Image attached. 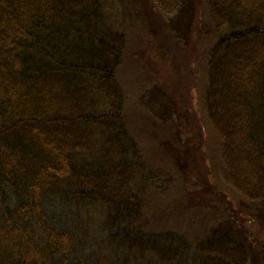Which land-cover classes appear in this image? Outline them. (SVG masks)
Wrapping results in <instances>:
<instances>
[{
    "label": "trees",
    "instance_id": "obj_1",
    "mask_svg": "<svg viewBox=\"0 0 264 264\" xmlns=\"http://www.w3.org/2000/svg\"><path fill=\"white\" fill-rule=\"evenodd\" d=\"M105 1L0 0V264H264V239L245 226L264 220V0H119L132 33L151 5L208 51L205 95L191 68L170 91L179 122L165 117L167 163L150 175L117 75L130 32ZM207 119L219 163L203 153ZM147 209L169 226L205 215L187 227L207 235L156 234Z\"/></svg>",
    "mask_w": 264,
    "mask_h": 264
},
{
    "label": "rangeland",
    "instance_id": "obj_2",
    "mask_svg": "<svg viewBox=\"0 0 264 264\" xmlns=\"http://www.w3.org/2000/svg\"><path fill=\"white\" fill-rule=\"evenodd\" d=\"M105 3L107 4V13L112 16L110 17L111 22L113 24H118L122 30L130 32V40L127 41V47L124 51L121 68L118 69L117 75L119 76V81L125 90L127 100L125 105L126 122L128 128L132 131L133 136L138 140L141 146V155L144 157L145 168H149L146 170L148 171V175H150L151 170L157 168V161L161 165L167 163V156L163 153V148L160 145V140L158 138L160 137L163 142L166 140L164 136L167 134L166 127L169 124L164 122L165 117L170 118L173 123L179 122L176 115L177 99L175 100L174 96L170 95V91L174 86L178 85L180 81L188 82L191 80V78H188L192 76L193 72L197 77L199 87L203 89L202 93L205 95L204 89L207 80L205 78L208 51L206 48L202 49L196 44L199 35L196 36L194 34L195 28L193 26L191 27L189 24L186 26V30L191 31L193 37L188 36L185 28H183L182 33H179V30L173 24V17H165L161 19V14L155 11L154 7L151 5H149L150 14L148 13V17L151 14L152 16L146 27L147 29L141 27L139 30L137 27H134L132 33L130 31L129 21L124 19L127 18L126 15L124 14L123 16V13L119 11L123 8L120 5L119 0H106ZM185 4H188L186 7L193 6L188 0H185ZM119 5L120 7H118ZM186 7L180 11V18L178 20L182 21L188 16L191 17L187 12ZM133 10L136 9L132 8L131 12ZM153 14H155V16H153ZM174 23L180 27L177 22ZM200 23L204 24L203 18L200 19ZM155 25L157 26L153 30L152 27ZM198 34H200V31H198ZM190 59L192 62L189 61ZM182 67L187 68L183 71ZM190 68L193 69L192 72ZM189 88L192 90L191 85ZM193 94L196 97L198 96L196 88ZM191 98L193 100V95ZM159 99L168 101L166 105L170 104V107L164 110L154 109L153 104L156 101L158 102ZM203 100L204 97L199 94L201 110L203 108ZM170 108L174 109L175 112H171ZM196 109L199 114L201 110L198 106ZM181 116V119L185 120V122L190 120L189 118L191 117L189 114ZM193 117L195 116L193 115L192 118ZM207 120L209 121V119ZM207 125H209L208 130L210 132L204 134L203 130L200 133V136L203 138L204 142H206V147H203V153L208 158H210V156L215 157V162L219 163V160L217 162L219 137L210 121ZM205 129L207 130L206 127ZM149 132H152L151 134H153L150 137ZM166 146L168 147L167 150H169L171 144H166ZM159 155L161 156L158 160ZM148 165L153 168H150ZM142 176H144V171ZM194 182L195 181H192L191 187H193ZM152 188L150 194L152 196H158L157 199H168L171 195L172 190H169L170 192L167 195H163L156 187ZM205 188L206 187L203 189ZM194 190L201 192L202 188L194 186ZM146 202L149 203L150 200H147ZM156 202L160 204L163 201L156 200ZM160 210L161 212L168 214L172 209L165 208L162 205ZM176 212L179 214L180 210L177 209ZM194 213L195 211L190 212L188 214V217L190 218H184L183 221H181L183 218H177L176 220L181 222L177 223L178 225H175V222H173V224L169 226V222H167L169 220L164 214L147 209L145 215L149 217L150 221H147L145 218L143 223H146L151 230H157L155 231L156 234H163L168 231V233L175 234L187 242L196 243L198 241H203L207 234L202 235V232L199 229H190L187 226H197V228H199V226L205 227L207 222L205 215H203V217H194ZM256 220L250 223H245V226L247 227L249 224L252 233H260L262 239H264V220H260L259 218H256ZM257 249L264 253V242L263 245Z\"/></svg>",
    "mask_w": 264,
    "mask_h": 264
}]
</instances>
